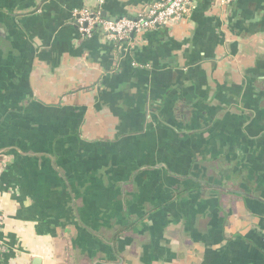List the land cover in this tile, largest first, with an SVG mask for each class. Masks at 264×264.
I'll return each instance as SVG.
<instances>
[{"label":"crops","instance_id":"0c3cea01","mask_svg":"<svg viewBox=\"0 0 264 264\" xmlns=\"http://www.w3.org/2000/svg\"><path fill=\"white\" fill-rule=\"evenodd\" d=\"M156 1L0 0V264H264V0Z\"/></svg>","mask_w":264,"mask_h":264},{"label":"built area","instance_id":"2783aa9c","mask_svg":"<svg viewBox=\"0 0 264 264\" xmlns=\"http://www.w3.org/2000/svg\"><path fill=\"white\" fill-rule=\"evenodd\" d=\"M196 0H157L147 10H142L134 16H121L108 19L101 14L98 8H82L73 12V17L78 32L85 37L99 32L103 37L114 43L120 44L129 40L134 34L165 25L173 20L182 18L188 11L189 5ZM234 0H218L220 4L228 5ZM99 4L102 0H97ZM4 164L0 163V170ZM1 206V199H0ZM4 223V216L0 207V230Z\"/></svg>","mask_w":264,"mask_h":264},{"label":"water","instance_id":"95a60500","mask_svg":"<svg viewBox=\"0 0 264 264\" xmlns=\"http://www.w3.org/2000/svg\"><path fill=\"white\" fill-rule=\"evenodd\" d=\"M102 15L103 16H106L105 12H102ZM39 262V258H36L34 261H33V264H38Z\"/></svg>","mask_w":264,"mask_h":264}]
</instances>
